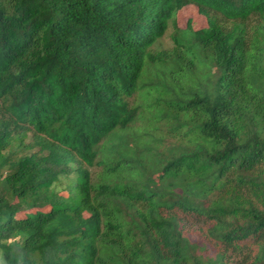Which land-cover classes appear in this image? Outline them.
I'll return each mask as SVG.
<instances>
[{"label": "trees", "instance_id": "trees-1", "mask_svg": "<svg viewBox=\"0 0 264 264\" xmlns=\"http://www.w3.org/2000/svg\"><path fill=\"white\" fill-rule=\"evenodd\" d=\"M183 1L208 29L180 30L176 50L216 69L187 91L182 55L155 54ZM163 69L149 108L182 138L151 136L153 188L140 160L97 149ZM0 183L2 264H264V0H0Z\"/></svg>", "mask_w": 264, "mask_h": 264}, {"label": "rangeland", "instance_id": "rangeland-1", "mask_svg": "<svg viewBox=\"0 0 264 264\" xmlns=\"http://www.w3.org/2000/svg\"><path fill=\"white\" fill-rule=\"evenodd\" d=\"M208 19L209 18H207V15L203 10L188 1H183L178 7V10L171 22L169 31L155 48V54L164 53L166 56L165 59L168 62L166 64V68H177L173 65L177 64L179 61L177 55L179 53L182 55L184 58L183 63L181 62L183 70L184 72H187V80L184 82L185 91L191 88L203 86L206 82V78L207 81L210 80L211 82H214L216 69L214 67H209L211 66L210 58L207 57V54L202 53L197 46L192 48H181V50L177 51L174 44V37L180 30H188L190 28L192 31L197 32L203 29H208ZM163 71V73H157L152 70L151 73L147 75L148 78L151 77V80L146 81V83H142L141 88L132 100V107H140L141 118L138 117L137 121L130 124L126 129H118L105 141H103L97 149V161L104 163H108L113 159L115 160L117 157H124L127 160H140L147 170L154 174V179L151 182V186L153 188H159L161 186L162 174L159 171L154 172L156 166L147 161L146 158L152 157L153 155L158 156V154L163 151V146L159 143L155 144L150 142L152 141L151 136L154 133H157L156 137L172 142H178L182 138L175 130L176 123L173 113L170 116V119L164 118L163 121H157L154 123V116L157 115L159 108H149L150 104L157 105L155 100L156 97L159 96L158 79H162L164 83L169 86L172 85V82H170V78L168 77L170 74L169 70L163 69ZM184 72L182 71V73ZM148 92H151L152 94L149 95ZM186 95L187 94L184 96ZM166 102H170V100L166 98L162 106H165ZM147 108L148 111L146 110ZM161 118L162 117H160V119ZM179 118L181 122L191 121V117L185 116L184 113L180 114ZM158 126L160 128L154 129ZM149 146L152 147L150 148V152H148ZM99 170L100 169H98V171ZM58 192L64 197L70 196L69 190H66L65 185H63L62 189L58 190ZM49 210V208L43 209L45 212ZM34 212L35 209L31 210L29 213ZM26 214L28 213L19 214L18 217L24 218ZM189 227H191V233L187 237L192 243L199 244L202 237L199 235L198 231L202 225ZM207 255L210 254L207 253ZM0 264L2 263L0 262Z\"/></svg>", "mask_w": 264, "mask_h": 264}]
</instances>
